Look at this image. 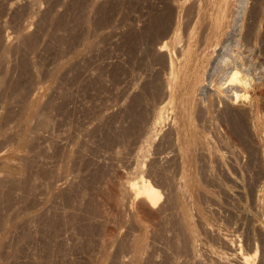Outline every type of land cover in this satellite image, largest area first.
<instances>
[{
    "label": "rangeland",
    "instance_id": "1",
    "mask_svg": "<svg viewBox=\"0 0 264 264\" xmlns=\"http://www.w3.org/2000/svg\"><path fill=\"white\" fill-rule=\"evenodd\" d=\"M190 1L0 0V264H244V256L264 264V119L260 125L256 114L242 115L243 102L231 101L243 116L241 135L221 107L202 113L198 97L193 107L200 109L191 111L193 135L202 131L195 137L205 147L191 149L198 152L193 163L180 151L190 129L179 112L183 98L166 81L170 59L177 58L172 34L191 27ZM241 1L235 3L244 14L232 27L240 39L236 51L259 71L264 0ZM163 42L170 45L161 51ZM260 101L263 115L264 96ZM188 170H195L189 180ZM141 177L160 191V201L151 207L131 190ZM193 184L198 196L188 187Z\"/></svg>",
    "mask_w": 264,
    "mask_h": 264
},
{
    "label": "bare ground",
    "instance_id": "2",
    "mask_svg": "<svg viewBox=\"0 0 264 264\" xmlns=\"http://www.w3.org/2000/svg\"><path fill=\"white\" fill-rule=\"evenodd\" d=\"M237 1V0H236ZM241 0H239V2H240ZM169 2V1H168ZM191 2V4L190 3H187L188 5L190 4V6L188 7V12H189V14H190V16L191 17H189L191 20H192V22H191V27L189 28L188 26V29H186L185 31V33L184 32H181L179 29H175V31H174V33L172 34L173 35V42H174V48H175V53L177 52V58H176V60L175 59H173V58H171L170 59V68H171V70H170V73H168L169 75H167V85H168V87L167 88H170L171 90H173V91H176L177 93H178V95H180V98L182 99L183 98V102H181V104L179 105V107L180 108H182L181 109V111H179V112H181L183 115V121H186L185 123L188 125V127H189V129H190V131L189 130H186L187 132H188V135H187V138L185 137V138H183L184 136H183V133H182V129H181V127H182V124H181V127L180 128H178L179 130L178 131H180L181 130V133H180V138L179 139H182L183 138V143H180V144H182V145H180V147L181 146H183V150H182V147L180 148V151L182 152L183 151V154L186 156V158H187V160H186V158H185V160H186V162L188 161V163H193V160L195 159L194 158V156H193V152H195L194 150V148H198V146L199 145H197L198 144V140H197V138L195 137V135L198 133H195V135H193V133L196 131V126H195V123H194V121H193V114H191V111L194 113V111H195V109L194 108H197L198 106H200L201 107V111L204 109L205 111H206V114L207 113H209V114H212L211 112H213V110H215V109H217L218 107L220 108V111L223 109V112H225V114L227 115V117H229L230 119H231V121H233V123H234V128H237V130H239V128H241L242 130L244 129V128H242L241 127V124H242V121H243V119H242V121L240 120V117H243L242 115H247V114H249V116L250 115H254L255 116V114H256V120H258V121H256V122H259L260 123V125H262V122H263V116H264V114L262 115V113H261V111H260V106H262L261 104H260V100H261V98H262V96H264V69L262 68V69H260L259 71H257V69H259V68H261V67H255L254 65L253 66H251V65H249L248 66V61H244V59L246 58H243L242 56H241V54H240V51L238 50V51H236L237 50V46H239V44H240V39H238V38H236V37H234V35L236 34V32H235V34L232 32L233 30V28L232 27H234V22L236 23V21L235 20H237L238 18H237V16L240 14V16H243V15H241V14H244V13H241V6H240V3L238 4L239 6H240V8L238 9L236 6H237V4L235 3V0H191L190 1ZM242 2V1H241ZM173 3V2H172ZM186 4V5H187ZM174 5V4H173ZM172 5V6H173ZM238 6V7H239ZM242 6H244V5H242ZM256 7V6H255ZM173 9H175V8H173ZM184 9V8H183ZM245 9V8H244ZM186 10V9H185ZM241 10V11H240ZM187 11V10H186ZM244 11V10H243ZM164 12V11H163ZM255 12H257V11H255ZM254 12V13H255ZM262 12V11H261ZM169 13V12H168ZM158 14V13H157ZM172 14V13H171ZM153 15V14H152ZM151 15V16H152ZM173 15V14H172ZM176 15V14H175ZM158 16V15H157ZM162 16V15H161ZM189 16V15H188ZM165 17V16H164ZM174 17V16H173ZM176 17V16H175ZM184 17V16H183ZM182 17V18H183ZM256 17V16H255ZM259 17V16H258ZM169 18V17H168ZM237 18V19H236ZM166 19V18H165ZM190 19H188L189 21H190ZM255 19H257V18H255ZM259 19V18H258ZM156 20V19H155ZM187 20V19H186ZM170 21V20H169ZM159 22V21H158ZM172 22V21H171ZM183 22V21H182ZM241 22V21H240ZM163 23V22H162ZM161 23V24H162ZM188 23V22H187ZM238 23V22H237ZM245 23V22H244ZM157 24V23H156ZM155 24V25H156ZM159 24V23H158ZM166 24V23H165ZM168 24H170V22L168 23ZM173 24V23H172ZM174 25V24H173ZM188 25V24H187ZM243 25V24H242ZM249 25V24H248ZM178 26V25H177ZM238 26V25H237ZM185 27V26H184ZM248 27V26H247ZM146 28V27H145ZM172 28V27H171ZM238 28V27H237ZM254 28V27H253ZM158 29H159V27H158ZM163 29V28H162ZM183 29V28H182ZM185 29V28H184ZM183 29V30H184ZM234 29H236V27L234 28ZM240 29V28H239ZM245 29V28H244ZM27 30V29H26ZM151 30V29H150ZM249 30V33H250V31H251V29L249 28L248 29ZM164 31H165V29H164ZM163 31V32H164ZM253 31V30H252ZM251 31V32H252ZM162 32V31H161ZM261 32V31H260ZM165 33V32H164ZM244 33V32H243ZM253 33V32H252ZM155 34V33H154ZM247 34V33H246ZM249 35V34H248ZM262 35V34H261ZM140 36H141V34H140ZM243 36V35H242ZM250 36V35H249ZM139 37V36H138ZM163 37V36H162ZM171 37V36H170ZM247 37V36H246ZM262 37V36H261ZM147 38V37H146ZM145 38V39H146ZM250 38V37H249ZM248 38V39H249ZM253 38V37H252ZM136 39V38H135ZM141 39V38H140ZM144 39V40H145ZM151 40H152V38H150ZM149 39V40H150ZM148 40V41H149ZM161 40H163V39H161ZM243 40V39H242ZM245 40V39H244ZM159 41V40H158ZM246 42V41H245ZM244 42V43H245ZM149 43V42H148ZM152 43V42H151ZM243 43V42H242ZM155 44V43H154ZM169 44V43H168ZM168 44H167V42H163V43H161L160 44V46H158L159 47V49L161 50V51H164V50H166V48L168 47ZM251 44H252V42H251ZM170 45V44H169ZM244 45V44H243ZM247 46H249L248 44H247ZM250 47V46H249ZM148 49V48H147ZM155 49H156V47H155ZM170 49V48H169ZM245 49H246V47H245ZM244 49V50H245ZM250 49H251V47H250ZM262 49V48H261ZM157 50V49H156ZM247 50H249V49H247ZM152 52V51H151ZM242 52H243V49H242ZM248 52V51H247ZM244 53H246V52H244ZM243 53V54H244ZM151 54V53H150ZM247 54V53H246ZM256 54H257V52H256ZM259 55V54H258ZM162 56V55H161ZM163 57H164V55H163ZM260 57V56H259ZM262 58V57H261ZM260 58V59H261ZM159 59V58H158ZM164 60H165V57H164ZM167 60V59H166ZM259 61V60H258ZM262 61V60H261ZM248 62V63H247ZM156 63V62H155ZM162 63V62H161ZM258 63V62H257ZM254 64V63H253ZM262 64H263V62H262ZM262 64H260V65H262ZM247 65V66H246ZM258 65H259V63H258ZM264 66V65H263ZM262 66V67H263ZM154 69V68H153ZM154 74V73H153ZM157 74H155V76H156ZM158 76H160V75H158ZM162 76V75H161ZM153 77V76H152ZM165 77V76H164ZM155 78V77H154ZM159 78V77H158ZM165 79H166V77H165ZM162 82H163V79H162ZM154 85V84H153ZM155 85H156V83H155ZM166 85V84H165ZM209 85H211V87L213 88V90H211V89H209L208 88V86ZM159 87V86H158ZM162 87V86H161ZM164 88H165V86H164ZM156 90V89H155ZM158 90V89H157ZM165 90V89H164ZM167 91H168V89H167ZM166 91V92H167ZM158 93V92H157ZM144 94V93H143ZM163 94V93H162ZM177 95V94H176ZM139 96V95H138ZM142 96V95H141ZM159 96V95H158ZM199 97V99H200V104L198 103L199 101V99L197 100V98ZM165 98V97H164ZM177 98V97H176ZM232 100H231V99ZM133 99V98H132ZM136 100V99H135ZM138 100V99H137ZM196 100H197V102H196ZM238 100V101H241V103L243 102L244 103V105H245V111L247 112L246 114H242L241 112V116H239L240 115V113H238L237 111H238V109H237V111L235 110V111H233V107H231V101H234V103L236 104V101ZM148 101V100H147ZM179 101V100H178ZM134 102V101H133ZM143 102V101H142ZM194 102L196 103V105H197V103H198V106H196V107H193V105H195L194 104ZM242 103V104H243ZM263 103V102H262ZM135 104H137V101H136V103ZM134 104V105H135ZM147 104H149V103H147ZM169 104V103H168ZM167 104V105H168ZM178 104V103H177ZM237 104H239V102L237 103ZM242 104H239V106L240 105H242ZM177 106V105H176ZM130 107V106H129ZM145 107H146V105H145ZM162 107V106H161ZM200 107H198L199 109H200ZM236 107V106H235ZM131 108V107H130ZM147 108V107H146ZM180 108L179 109H177V110H180ZM236 108H239L238 106L236 107ZM241 108V107H240ZM239 108V109H240ZM139 109V108H138ZM141 109H142V107H141ZM153 109V108H152ZM132 110V109H131ZM133 110H134V108H133ZM176 110V109H175ZM174 110V111H175ZM194 110V111H193ZM204 110L202 111V113L204 112ZM127 111H129V110H127ZM139 111H144L143 109L142 110H139ZM157 111V110H156ZM198 111V110H197ZM200 111V110H199ZM244 110H243V112H245ZM154 112V111H153ZM169 112V111H168ZM222 112V113H223ZM134 113H135V111H134ZM146 113V112H145ZM162 113V112H161ZM170 113V112H169ZM199 113H201V112H199ZM216 114H217V112H215ZM214 113V114H215ZM263 113H264V111H263ZM129 114V113H128ZM140 115V114H138L137 113V111H136V113L134 114V115ZM156 114V113H155ZM176 114V113H175ZM177 114H178V112H177ZM177 114H176V116H177ZM196 114V113H195ZM208 114V115H209ZM213 114V115H214ZM220 114V113H219ZM119 115V114H118ZM121 115V114H120ZM127 115V114H126ZM131 115V114H130ZM136 115V116H137ZM146 115V114H145ZM148 115V114H147ZM152 115V114H151ZM198 115H200V114H198ZM202 115V114H201ZM223 115H224V113L222 114V117H223ZM132 116V115H131ZM142 116V115H141ZM144 116V115H143ZM142 116V117H143ZM181 116V115H180ZM207 116V115H206ZM205 116V117H206ZM210 116H212V115H209V117ZM221 116V115H220ZM156 117V116H155ZM154 117V118H155ZM165 117V116H164ZM179 117V116H178ZM203 117V116H202ZM208 117V116H207ZM215 117V116H214ZM217 117V116H216ZM221 117V118H222ZM226 117V116H225ZM225 117L223 118V120L225 119ZM247 117V116H246ZM133 118V117H132ZM135 118V117H134ZM145 118V117H144ZM149 118V117H148ZM153 118V119H154ZM169 118V117H168ZM204 118V117H203ZM220 118V117H219ZM249 118V117H248ZM247 118V119H248ZM250 118H251V116H250ZM249 118V119H250ZM254 118V117H253ZM138 119H140L139 117H138ZM170 119V118H169ZM207 119V118H206ZM212 119H213V117H212ZM117 120V119H116ZM121 120V119H120ZM126 120V119H125ZM155 120V119H154ZM168 120V119H167ZM197 120H198V118H197ZM209 120H210V118H209ZM216 120V119H215ZM222 120V119H221ZM220 119H219V121H221ZM229 120V119H228ZM253 120V119H252ZM128 121V120H127ZM152 121V120H151ZM159 121V120H158ZM173 121V120H172ZM174 121H175V119H174ZM177 121H179V120H177ZM212 121V120H211ZM244 121H245V119H244ZM249 121V120H248ZM247 121V122H248ZM254 121V120H253ZM116 122V121H115ZM136 122V121H135ZM140 122V121H139ZM149 122V121H148ZM155 122V121H154ZM197 122H199V121H197ZM205 122V121H204ZM203 122V123H204ZM215 122V121H214ZM224 122V121H223ZM256 122H254V123H252V124H255ZM134 123V122H133ZM137 123V122H136ZM141 123V122H140ZM157 123V122H156ZM161 123V122H160ZM175 123V122H174ZM173 123V124H174ZM179 123H180V121H179ZM179 123H176V125L175 126H177V124H179ZM219 123V122H218ZM217 123V124H218ZM226 122H224V124H225ZM232 123V122H231ZM232 123V124H233ZM245 123H246V121H245ZM244 123V124H245ZM135 124V123H134ZM199 124V123H198ZM201 124V123H200ZM206 124H208V123H206ZM215 124V123H214ZM223 124V123H222ZM221 123H220V125H222ZM227 124V123H226ZM243 124V125H244ZM249 124V123H248ZM250 124H251V122H250ZM264 124V123H263ZM118 125V124H117ZM138 125V124H137ZM145 125V124H144ZM152 125H153V123H152ZM170 125V124H169ZM171 125H172V123H171ZM174 125L172 126V127H174ZM187 125H186V127H187ZM203 125V124H202ZM213 125V124H212ZM211 125V127L210 128H212L213 126ZM246 125V124H245ZM256 125H257V123H256ZM154 126V125H153ZM156 126V125H155ZM255 126V125H254ZM259 126V125H258ZM257 126V127H258ZM111 127V126H110ZM147 127V126H146ZM152 127V126H151ZM169 127V126H168ZM171 127V126H170ZM184 127V126H183ZM198 127H200V126H198ZM216 127V126H215ZM214 127V128H215ZM217 127H218V125H217ZM230 127V126H229ZM251 127V126H250ZM253 127V126H252ZM256 127V126H255ZM261 127V126H260ZM259 127V128H260ZM264 127V126H263ZM112 128V127H111ZM123 128V127H122ZM128 128V127H127ZM135 128V127H134ZM158 128V127H157ZM164 128V127H163ZM176 128V129H177ZM201 128V130H202V127H200ZM204 128V127H203ZM213 128V129H214ZM222 128V127H221ZM225 128V127H224ZM232 128V127H231ZM233 128V129H234ZM249 128V127H248ZM131 129V128H130ZM173 129H175V128H173ZM223 129V128H222ZM230 129V128H229ZM246 129V128H245ZM250 129V128H249ZM249 129H246V130H249ZM105 130V129H104ZM132 130V129H131ZM130 130V131H131ZM136 130V129H135ZM134 130V131H135ZM139 130V129H138ZM165 130V129H164ZM198 130V129H197ZM200 130V131H201ZM209 130V129H208ZM105 131H107V129L105 130ZM110 131V130H109ZM166 131V130H165ZM170 131V130H169ZM183 131H185V130H183ZM203 131H204V129H203ZM206 131V130H205ZM211 131V129L209 130V132ZM218 131V130H217ZM223 131V130H222ZM240 131V130H239ZM244 131V130H243ZM249 131H251V129L249 130ZM254 131V130H253ZM253 131H251L252 133H253ZM96 132V131H95ZM122 132V131H121ZM137 132V131H136ZM135 132V133H136ZM151 132V131H150ZM215 132V131H214ZM241 133H242V131H240ZM239 132V133H240ZM114 133V132H113ZM123 133V132H122ZM128 133V132H127ZM131 133V132H130ZM154 133V132H153ZM157 133H159V132H157ZM161 133V132H160ZM164 133V132H163ZM175 133H176V130H175ZM200 133V132H199ZM198 133V134H199ZM201 133H202V131H201ZM200 133V134H201ZM211 133H212V131H211ZM217 133V132H216ZM244 133V132H243ZM243 133L241 134V135H243ZM260 133V132H259ZM112 134V133H111ZM138 134V133H137ZM142 134V133H141ZM152 134V133H151ZM173 134V133H172ZM198 134L196 135V136H198ZM214 134V133H213ZM212 134V135H213ZM218 134V133H217ZM245 134V133H244ZM254 134V133H253ZM109 135V134H108ZM144 135V134H143ZM163 135V134H162ZM167 135V134H166ZM165 135V136H166ZM177 135H178V133H177ZM186 135V134H185ZM252 135V134H251ZM251 135H249V136H251ZM127 136V135H126ZM139 136H141V135H139ZM147 136V135H146ZM154 136V135H153ZM171 136V135H170ZM169 136V137H170ZM173 136V135H172ZM202 136V135H201ZM205 136H207L206 134H205ZM215 136V135H214ZM218 136V135H217ZM220 136H223V135H220ZM229 136H231V135H229ZM238 136V135H237ZM240 136V135H239ZM246 136H248L247 134H246ZM107 137V136H106ZM133 137V136H132ZM142 137V136H141ZM163 137V136H162ZM204 137V136H203ZM223 137H225V136H223ZM130 138V137H129ZM135 138V137H134ZM140 138V137H139ZM172 138V137H171ZM198 138H200L199 136H198ZM215 138V137H214ZM221 138V137H220ZM226 138V137H225ZM258 138V137H257ZM105 139V138H104ZM133 139V138H132ZM144 139V138H143ZM149 139V138H148ZM161 139V138H160ZM169 139V138H168ZM178 139V138H177ZM178 139V140H179ZM206 139H207V137H206ZM217 139V138H216ZM218 139H219V137H218ZM246 139H247V137H245V140H244V137H243V140L244 141H246ZM108 140V139H107ZM111 140V139H110ZM109 140V141H110ZM123 140V139H122ZM156 140V139H155ZM166 139H164V141H165ZM209 140H210V138H209ZM221 139H219V141H220ZM248 141H249V139H247ZM138 141V140H137ZM147 141H149V140H147ZM153 141V140H152ZM160 141V140H159ZM180 141V142H181ZM213 141V140H212ZM251 141V140H250ZM100 142V141H99ZM105 142V141H104ZM161 142H162V140H161ZM200 142V141H199ZM202 142V141H201ZM200 142V143H201ZM215 142H217V141H215ZM222 142H224V141H222ZM247 142V141H246ZM258 142V141H257ZM133 143V142H132ZM145 143V142H144ZM159 143V142H158ZM229 143V142H228ZM245 143V142H244ZM256 143V142H255ZM259 143V142H258ZM115 143H113V145H114ZM137 144V143H136ZM157 144V143H156ZM162 144V143H161ZM160 144V145H161ZM170 144V143H169ZM173 144V143H172ZM212 144H214V143H212ZM246 144H248V142L246 143ZM100 145V144H99ZM111 145V144H110ZM125 145V144H124ZM159 145V146H160ZM171 145V144H170ZM175 145V144H174ZM196 145H197V147H196ZM204 147H205V145L204 144H202ZM201 145V147H203ZM220 145V144H219ZM218 145V146H219ZM129 146V145H128ZM135 146V145H134ZM153 146V145H152ZM214 147L216 146V145H213ZM247 146V145H246ZM104 147V146H103ZM102 147V148H103ZM121 147V146H120ZM143 147V146H142ZM147 147V146H146ZM149 147V146H148ZM165 147V146H164ZM175 147V146H174ZM201 147L199 146V148H200V150H201ZM214 147H212V148H214ZM220 147V146H219ZM221 147H222V145H221ZM230 147H231V145H230ZM235 147V146H234ZM252 147V146H251ZM105 148H106V146H105ZM198 148V149H199ZM254 148V147H253ZM252 148V149H253ZM258 148V147H257ZM110 149V148H109ZM113 149V148H112ZM121 149V148H120ZM125 149V148H124ZM137 149V148H136ZM146 149V148H145ZM154 149H156V148H154ZM171 149H172V147H171ZM174 149V148H173ZM191 149H194L193 151L191 150ZM205 149V148H204ZM207 149V148H206ZM222 149V148H221ZM234 149V148H233ZM264 149V148H263ZM115 150V149H114ZM162 150V149H161ZM164 150H166V149H164ZM227 150V149H226ZM231 150V149H230ZM113 151V150H112ZM119 151V150H118ZM125 151V150H124ZM131 151V150H130ZM144 151H146V150H144ZM150 150L148 149V152H149ZM192 151V152H191ZM198 151V150H197ZM202 151V150H201ZM208 151V150H207ZM213 151V150H212ZM216 151V150H215ZM222 151V150H221ZM234 151V150H233ZM244 151V150H243ZM247 151V150H246ZM126 152V151H125ZM143 152V151H142ZM152 152V151H151ZM168 152H170V151H168ZM176 152V151H175ZM204 152V151H203ZM114 153V152H113ZM121 153H123V151L121 152ZM154 153V152H153ZM196 153V152H195ZM198 153V152H197ZM196 153V154H197ZM202 153V152H201ZM206 153H208V152H206ZM205 153V154H206ZM155 154V153H154ZM204 154V153H203ZM211 154H213V153H211ZM210 154V155H211ZM216 154V153H215ZM222 154V153H221ZM232 154V153H231ZM238 154H240V153H238ZM257 154V153H256ZM116 155V154H115ZM118 155V154H117ZM135 155V154H134ZM163 155V154H162ZM165 155V154H164ZM167 155V154H166ZM210 155H208V156H210ZM227 155V154H226ZM234 155H236V154H234ZM113 156V155H112ZM119 156H121V155H119ZM154 156V155H153ZM174 156V155H173ZM196 156V155H195ZM200 156H202V155H200ZM204 156V155H203ZM206 156V155H205ZM207 156V157H208ZM218 156V155H217ZM227 156H229V155H227ZM242 156V155H241ZM132 157V156H131ZM144 157V156H143ZM156 157V156H155ZM197 157V156H196ZM207 157H205V158H207ZM211 157H215V156H211ZM231 157H233V156H231ZM249 157V156H248ZM252 157V156H251ZM124 158V157H123ZM141 158V157H140ZM176 158V157H175ZM218 157H216V159H217ZM242 158V157H241ZM136 159V158H135ZM138 159V158H137ZM157 159V158H156ZM180 159V158H179ZM199 159V158H198ZM203 159V158H202ZM208 159V158H207ZM219 159V158H218ZM218 159H217V161H218ZM226 159V158H225ZM233 159V158H232ZM250 159V158H249ZM121 160V159H120ZM123 160H125V159H123ZM128 160V159H127ZM126 160V161H127ZM131 160H134V158L133 159H131ZM151 160V159H150ZM162 160V159H161ZM165 160V159H164ZM184 160V161H185ZM205 160V159H204ZM214 160V159H213ZM236 160V159H235ZM255 160V159H254ZM155 161V160H154ZM168 161V160H167ZM196 161H198V160H196ZM195 161V162H196ZM216 161V162H217ZM225 161V160H224ZM234 161V160H233ZM239 161V160H238ZM242 161V160H241ZM252 161V160H251ZM256 161V160H255ZM119 162V161H118ZM137 162V161H136ZM173 162V161H172ZM175 162V161H174ZM211 162H213V161H211ZM215 162V163H216ZM229 162V161H228ZM257 162V161H256ZM262 162V161H261ZM133 163V162H132ZM148 163H150V162H148ZM156 163V162H155ZM161 163H162V161H161ZM179 163V162H178ZM199 163V162H198ZM207 163V162H206ZM214 163V162H213ZM214 163V164H215ZM242 163V162H241ZM251 163V162H250ZM117 164V163H116ZM131 164V163H130ZM196 164V163H195ZM194 164V165H195ZM237 164V163H236ZM252 164V163H251ZM255 164V163H254ZM149 165V164H148ZM161 165V164H160ZM176 165V164H175ZM174 165V166H175ZM185 165V164H184ZM188 165V164H187ZM198 165V164H197ZM203 165V164H202ZM117 166V165H116ZM162 166H164V165H162ZM166 166V165H165ZM180 166V165H179ZM192 166V165H191ZM217 166V165H216ZM231 166V165H230ZM245 166V165H244ZM247 166V165H246ZM248 166H249V164H248ZM131 167V166H130ZM147 167V166H146ZM157 167V166H156ZM182 167V166H181ZM198 167V166H197ZM203 167V166H202ZM205 167V166H204ZM210 167V166H209ZM212 167V166H211ZM218 167V166H217ZM132 168V167H131ZM143 168V167H142ZM162 168V167H161ZM165 168V167H164ZM186 168H187V166H186ZM191 168V167H190ZM207 168V167H206ZM216 168V167H215ZM223 168V167H222ZM229 168V167H228ZM249 168V167H248ZM252 168V167H251ZM254 168H255V166H254ZM264 168V167H263ZM148 169V168H147ZM176 169V168H175ZM179 169V168H178ZM195 169H197V168H195ZM259 169H261V168H259ZM117 170V169H116ZM115 170V171H116ZM125 170H126V168H125ZM143 170V169H142ZM149 170V169H148ZM159 170V169H158ZM187 170V169H186ZM191 170H193V168H191ZM201 170H202V168H201ZM210 170V169H209ZM228 170V169H227ZM231 170V169H230ZM240 170V169H239ZM247 170V169H246ZM249 170V169H248ZM255 170V169H254ZM257 170V169H256ZM121 171V170H120ZM157 171V170H156ZM166 171V170H165ZM184 171V170H183ZM189 171V170H188ZM195 171V170H194ZM194 171H192L191 173H193ZM198 171V170H197ZM197 171H196V175H198L197 174ZM206 171V170H205ZM138 172V171H137ZM178 172H180V171H178ZM209 172V171H208ZM214 171H212V173H213ZM228 172V171H227ZM253 172V171H252ZM262 172H264V170L262 171ZM136 173V172H135ZM134 173V174H135ZM189 173H190V171H189ZM191 173L189 174V175H187L188 174V172L186 171V173H184V176H188V177H186L188 180L189 179H191L192 177H191ZM205 173H207V172H205ZM243 173H245V172H243ZM251 173V172H250ZM186 174V175H185ZM200 174V173H199ZM208 174V173H207ZM218 174V173H217ZM224 174V173H223ZM241 174V173H240ZM257 174V173H256ZM262 174H264V173H262ZM115 175V174H114ZM128 175V174H127ZM131 175V174H130ZM138 175V174H137ZM148 175H149V173H148ZM154 175V174H153ZM178 175V177H180L179 176V174H177ZM183 175V174H182ZM181 175V177H183L184 178V176H182ZM204 175V174H203ZM215 175V174H214ZM253 175H255V174H253ZM118 176V175H117ZM119 176H120V174H119ZM129 176V175H128ZM168 176V175H167ZM192 176H195V173H194V175L192 174ZM209 176H211V175H209ZM239 176V175H238ZM250 176V175H249ZM257 176V175H256ZM260 176H261V174H260ZM153 177V176H152ZM164 177V176H163ZM162 177V178H163ZM171 177H172V175H171ZM189 177H191V178H189ZM235 177H236V175H235ZM247 177V176H246ZM255 177V176H254ZM263 177V176H262ZM115 178V177H114ZM150 178H151V176H150ZM156 178V177H155ZM168 178V177H167ZM173 178V177H172ZM194 178V177H193ZM203 178H205V177H203ZM203 178H201L200 177V179L202 180ZM214 178V177H213ZM216 178V177H215ZM221 178V177H220ZM225 178H227V177H225ZM256 178V177H255ZM157 179V178H156ZM173 179H175V178H173ZM198 179V178H197ZM228 179H229V177H228ZM239 179V178H238ZM246 179V178H245ZM254 179V178H253ZM116 180V179H115ZM122 181H123V179H121ZM125 180V179H124ZM166 180V179H165ZM164 180V181H165ZM183 180H186V179H183ZM183 180H182V184L184 183V182H187V180L186 181H184L183 182ZM193 180V179H192ZM190 180V184L192 185V183H194L195 182V180ZM220 180V179H219ZM232 180V179H231ZM235 180V179H234ZM262 180V179H261ZM264 180V179H263ZM152 181V180H151ZM160 181V180H159ZM175 181H176V179H175ZM200 181V180H199ZM208 181V180H207ZM211 181V180H210ZM217 181V180H216ZM236 181V180H235ZM239 181V180H238ZM257 181V180H256ZM260 181V180H259ZM109 182V181H108ZM115 182V181H114ZM156 182V181H155ZM171 182V181H170ZM192 182V183H191ZM201 182V181H200ZM107 183V182H106ZM112 183H113V181H112ZM125 183V182H124ZM162 183V182H161ZM218 183V182H217ZM246 183V182H245ZM252 183V182H251ZM123 184V183H122ZM154 184V183H153ZM166 184H167V182H166ZM173 184V183H172ZM195 185H196V182L194 183ZM194 184H193V186H188V187H190V189L195 193V195H196V193L198 192V191H196V190H198L197 188H198V186L196 187V190H193L192 189V187H194ZM205 184V183H204ZM104 185V184H103ZM112 185V184H111ZM158 185V184H157ZM175 185V184H174ZM188 185V184H187ZM201 185V184H200ZM210 185V184H209ZM214 185H215V183H214ZM102 186V185H101ZM165 186V185H164ZM176 186V185H175ZM181 186V185H180ZM179 186V187H180ZM182 186H184L185 187V183H184V185H182ZM257 186V185H256ZM262 187H263V185H261ZM128 187V186H127ZM130 187V186H129ZM162 187V186H161ZM178 187V186H177ZM183 187V188H184ZM200 187V186H199ZM255 187V186H254ZM257 187H259V186H257ZM101 188V187H100ZM109 188V187H108ZM113 188V187H112ZM164 188V187H163ZM167 188V187H166ZM181 188V187H180ZM203 188V187H202ZM209 188V187H208ZM220 188V187H219ZM128 189V188H127ZM179 189V188H178ZM185 189V188H184ZM195 189V188H194ZM200 189V188H199ZM204 189V188H203ZM203 189H200V191H203ZM215 189V188H214ZM254 189V188H253ZM257 189V188H256ZM258 189H260V188H258ZM263 189V188H262ZM131 190H134V194H136L135 196L136 197H139V198H142V200L144 201V203H146L147 204V207H151V205H153V204H155V203H157L158 202V200L160 199V197H161V195H160V191L157 189V188H155L153 185H152V183L150 182V180H148V179H145V178H143V177H141V178H139V180L138 181H136L135 183H132L131 184ZM161 190V189H160ZM174 190V189H173ZM180 190V189H179ZM186 190V189H185ZM188 190H189V188H188ZM190 190V193L192 192ZM252 190V189H251ZM264 190V189H263ZM113 191V190H112ZM119 191V190H118ZM164 191H165V189H164ZM175 191V190H174ZM199 191V192H200ZM250 191V190H249ZM255 191V190H254ZM260 191V190H259ZM259 191H257V192H259ZM111 192V191H110ZM116 192V191H115ZM170 192V191H169ZM177 192V191H176ZM182 192H184L183 190H182ZM204 192H206L205 190H204ZM215 192V191H214ZM253 192V191H252ZM264 192V191H263ZM128 193H130V192H128ZM166 193H168V192H166ZM190 193H188L187 194V196L190 194ZM115 194V193H114ZM132 194V193H131ZM186 194V193H185ZM193 194V193H192ZM198 194V193H197ZM201 194V193H200ZM206 194V193H205ZM257 194V193H256ZM259 194V193H258ZM257 194V195H258ZM261 195V201H260V204L262 203V199H263V201H264V194H262V193H260ZM113 195V194H112ZM122 195V194H121ZM168 195V194H167ZM176 195V194H175ZM181 195H183V194H181ZM215 194H213V196H214ZM103 196V195H102ZM110 196V195H109ZM114 196V195H113ZM117 196V195H116ZM127 196V195H126ZM134 196V195H133ZM165 196V195H164ZM190 196V195H189ZM196 196H198V195H196ZM205 196H207V195H205ZM254 196V195H253ZM103 197H105V196H103ZM124 197V196H123ZM129 197V196H128ZM166 197V196H165ZM169 197V196H168ZM184 197H186V196H183V198ZM255 197V196H254ZM111 198V197H110ZM127 198V197H126ZM172 198V197H171ZM170 198V199H171ZM193 198V197H192ZM200 198V197H199ZM205 198V197H204ZM252 198V197H251ZM104 199V198H103ZM113 199V198H112ZM122 199V198H121ZM189 199V198H188ZM190 199H191V197H190ZM190 199H189V202H191L190 201ZM194 199V198H193ZM196 200H197V198H195ZM194 199V200H195ZM206 199V198H205ZM209 199V198H208ZM259 199V198H258ZM258 199H257V201H258ZM136 200H137V198H136ZM139 200V199H138ZM137 200V201H138ZM163 200V199H162ZM166 200V199H165ZM196 200H195V202H196ZM203 200V199H202ZM252 200H253V198H252ZM255 200V199H254ZM260 200V199H259ZM133 201V200H132ZM160 201V200H159ZM173 201H174V199H173ZM177 201V200H176ZM107 202V201H106ZM122 202V201H121ZM127 202V201H126ZM135 202V201H134ZM140 202V201H139ZM168 202V201H167ZM195 202H194V204H195ZM116 203V202H115ZM161 203H163V201L161 202ZM166 203V202H165ZM186 203H188V202H186ZM203 203V202H202ZM205 203V202H204ZM208 203V202H207ZM207 203H205V204H207ZM160 204V203H159ZM173 204V203H172ZM171 204V205H172ZM199 204H201L200 202H199ZM263 204V203H262ZM136 205H137V203H136ZM139 205V204H138ZM148 205H150V206H148ZM253 205H254V203H253ZM259 205V204H258ZM95 206V205H94ZM120 206V205H119ZM140 206V205H139ZM144 206H146V205H144ZM162 206V205H161ZM167 206V205H166ZM169 206V205H168ZM174 206H175V204H174ZM186 206V205H185ZM190 206H191V204H190ZM202 206V205H201ZM263 206H264V204H263ZM93 207V206H92ZM129 207V206H128ZM136 207V206H135ZM156 207H157V205H156ZM184 207V206H183ZM192 208L194 207V206H191ZM190 207V208H191ZM205 207V206H204ZM97 208V207H96ZM143 209H145L144 207H142ZM153 208H154V206H153ZM181 208V207H180ZM196 208V207H195ZM205 208H207V207H205ZM147 209V208H146ZM152 209V208H151ZM185 209V208H184ZM183 209V210H184ZM199 209V208H198ZM244 209V208H243ZM256 209V208H255ZM254 209V210H255ZM126 210H128V209H126ZM129 210H130V208H129ZM137 210H138V208H137ZM142 210V209H141ZM154 210V209H153ZM160 210V209H159ZM158 210V211H159ZM166 210V209H165ZM168 210V209H167ZM190 211H191V209H189ZM195 210H197V208L195 209ZM194 210V211H195ZM202 210V209H201ZM204 210V209H203ZM94 211V210H93ZM148 211V210H147ZM162 211V210H161ZM185 211V210H184ZM187 211V210H186ZM199 211V210H198ZM206 211V210H205ZM84 212V211H83ZM91 212V211H90ZM131 212V211H130ZM138 212V211H137ZM156 212V211H155ZM197 212V211H196ZM92 213V212H91ZM97 213V212H96ZM191 213H193V211L191 212ZM152 214V213H151ZM150 214V215H151ZM156 214H158V213H156ZM183 214H184V212H183ZM194 214V213H193ZM192 214V215H193ZM261 214V213H260ZM142 215V214H141ZM145 215V214H144ZM148 215V214H147ZM187 215V214H186ZM191 215V216H192ZM196 216H197V214H196ZM204 216V215H203ZM149 217V216H148ZM154 217V216H153ZM187 217L189 218V216L187 215ZM193 218H194V216H193ZM32 219V218H31ZM142 219V218H141ZM157 219V218H156ZM165 219V218H164ZM251 219V218H250ZM256 219H258V218H256ZM188 220V219H187ZM186 220V222H188ZM192 220V219H191ZM85 221V220H84ZM258 221V220H257ZM82 222V221H81ZM159 222V221H158ZM31 223H32V221H31ZM85 223V222H84ZM151 223V222H150ZM208 223V222H207ZM243 223V222H242ZM25 224V223H24ZM149 224V223H148ZM155 224V223H154ZM182 224V223H181ZM188 224V223H187ZM191 224V223H190ZM14 225V224H13ZM29 225V224H28ZM183 225V224H182ZM255 225V224H254ZM149 226V225H148ZM180 226V225H179ZM144 227V226H143ZM147 227V226H146ZM145 227V228H146ZM157 227V226H156ZM182 227V226H181ZM187 227V226H186ZM257 227H258V225H257ZM149 228V227H148ZM151 228H153L152 226H151ZM183 228V227H182ZM194 228H196V227H194ZM261 229V228H260ZM184 230V229H183ZM184 231H186V230H184ZM183 231V232H184ZM182 232V231H181ZM193 232H194V230H193ZM192 232V233H193ZM151 233V232H150ZM153 233V232H152ZM186 233V232H185ZM262 233H264L263 231H262ZM148 234V233H147ZM151 235V234H150ZM188 236V235H187ZM193 236V235H192ZM197 236V235H196ZM103 237V236H102ZM151 237V236H150ZM195 237V236H194ZM198 237H200V236H198ZM108 238V237H107ZM185 238H187V237H185ZM190 238V237H189ZM103 239V238H102ZM145 239H147V238H145ZM145 239H144V241H145ZM196 239V238H195ZM110 240V239H109ZM142 240H143V238H142ZM142 240H141V243H143L142 242ZM99 241H100V239H99ZM149 241V240H148ZM190 241H192V240H190ZM110 242V241H109ZM135 242H137V241H135ZM194 242V241H193ZM105 243V242H104ZM101 244H103V243H101ZM106 244V243H105ZM144 244V243H143ZM142 244V245H143ZM188 244V243H187ZM110 245V244H109ZM147 245V244H146ZM145 245V246H146ZM197 245V244H196ZM179 246V245H178ZM109 247V246H108ZM138 247V246H137ZM142 247H144V246H142ZM176 247V246H175ZM190 247V246H189ZM188 247V248H189ZM194 247V246H193ZM186 248V247H185ZM263 247H261V249H262ZM103 249V248H102ZM106 249H107V247H106ZM143 249V248H142ZM191 249V248H190ZM196 249V248H195ZM259 250V249H258ZM109 251V250H108ZM135 251H136V249H135ZM148 251V250H147ZM193 251V250H192ZM105 252V251H104ZM103 252V253H104ZM143 252V251H142ZM262 252V251H261ZM102 253V252H101ZM141 253V252H140ZM139 253V254H140ZM256 253L257 252H255V253H253L254 255H252V256H255L256 255ZM142 254V253H141ZM145 254V253H144ZM147 254V253H146ZM241 254H242V252H241ZM263 254V253H262ZM102 256V255H101ZM239 256V255H238ZM241 256V255H240ZM107 257V256H106ZM143 257H145V256H143ZM102 258V257H101ZM104 258V257H103ZM241 258H243V263L244 264H251L252 262H253V260L254 259H252L253 257H251V256H244V257H241ZM100 259V258H99ZM138 259V258H137ZM136 259V260H137ZM142 259V258H141ZM135 260V259H134ZM261 260H262V258H261ZM98 261V260H97ZM104 262V261H103ZM260 262L261 261H259V264H260ZM98 264V263H97Z\"/></svg>",
    "mask_w": 264,
    "mask_h": 264
}]
</instances>
